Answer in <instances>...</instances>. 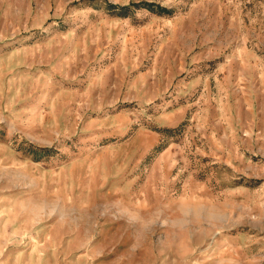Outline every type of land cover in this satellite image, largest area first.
<instances>
[{"label":"rangeland","instance_id":"374dc122","mask_svg":"<svg viewBox=\"0 0 264 264\" xmlns=\"http://www.w3.org/2000/svg\"><path fill=\"white\" fill-rule=\"evenodd\" d=\"M0 264H264V0H0Z\"/></svg>","mask_w":264,"mask_h":264}]
</instances>
